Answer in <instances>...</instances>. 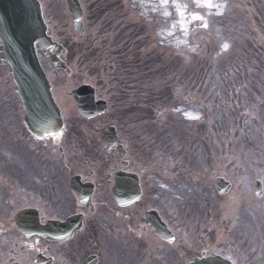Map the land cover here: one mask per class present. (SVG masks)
Instances as JSON below:
<instances>
[{
	"label": "rangeland",
	"instance_id": "1",
	"mask_svg": "<svg viewBox=\"0 0 264 264\" xmlns=\"http://www.w3.org/2000/svg\"><path fill=\"white\" fill-rule=\"evenodd\" d=\"M81 1L83 5L86 3V0ZM142 2L145 3L141 5ZM123 3H126V7L121 6ZM175 3H179L182 7L187 6L184 7V17L178 15L174 7ZM213 3L225 5L219 10V15L216 14L217 9L215 8L196 7L194 0H169L167 6H163L161 0H117L119 12L102 15L104 13L102 10L96 15L99 17H91L88 26L86 24L87 33L83 39L86 49L84 51L74 49L73 52L84 64L86 61L93 63L92 68H86L87 70L83 72L86 75L97 74V64L102 66L104 74L109 77L107 84H110V88L106 91L107 95L125 93L124 96L128 98L132 106L150 107L153 112L160 109L163 120L168 121L171 118L176 122L178 128L172 127L170 131L171 133L179 132L177 135L181 138L178 159L177 156L171 155L176 152L177 147L173 140L165 146L163 151L161 149H157L159 152L155 151L157 147L164 145L155 143L151 139L150 131L149 136L143 131L146 129V121H142L140 125V118L136 117L133 109H131L132 121L128 119L131 128L124 118H119L113 105L111 112L101 117L114 126H124L135 132L139 141L138 152H142L143 142H146L154 155L163 154L169 160L164 163L166 166L163 165L168 168L169 176L159 173L152 180L157 188L169 189L179 169L184 173L182 185H185L186 181L187 186H196V189H200L197 186L205 182L206 189H210L206 193L208 198L214 196L210 186L215 184L214 179L217 175L230 181V192L227 196L225 195L226 197L219 198L216 234L213 235L212 242H218V249L228 247L234 252L242 253L245 251L242 247L248 244V239L240 234L236 235L234 224L237 221L232 224L229 219V216H232L230 208L236 209L240 202H248L250 208L256 211L257 216L260 214L264 219V192L260 199H255L251 195L252 183L256 177L262 181L264 187V0H213ZM164 11H168L170 15L165 17ZM193 12L205 18L207 28L202 27V21L192 20ZM108 19H111L110 24H106ZM141 20L143 23L140 24ZM146 24L148 33H143L139 38V48L136 54L139 58H145L141 51L146 46V40L149 39L150 45L153 38V48L157 52L158 60L155 64L151 62L150 65L137 63L136 72L131 74L126 64L132 58L133 50L122 54L117 52L121 32L141 31V26L146 27ZM216 25L219 30L213 29ZM70 35L76 36L72 29H70ZM224 43L229 45L227 50H222L221 46ZM195 61L199 64H194ZM110 64L116 66L112 73L107 69ZM83 66L79 68L80 71ZM156 66L170 67L174 70L167 73L170 75L169 78L161 80L154 75L157 69H153ZM180 72L188 77L185 78V84L196 88L197 93L187 91L183 79L175 78L176 75H180ZM223 73L230 75V81L220 80V74ZM134 74L140 76L142 80L133 79ZM194 74H197L195 79L189 78ZM216 74L218 76H212ZM236 75L246 76L238 79ZM252 75H256L257 80L250 78ZM231 76L234 77L232 80ZM77 78L75 76L72 80L75 81ZM155 80L159 85L169 84V90L161 93V99L168 100V96H171L173 103L163 106L159 104L161 101L159 97L152 103L149 102L148 90L150 84L156 83ZM214 81L221 82L218 88L225 89L226 98H221L212 91L211 85ZM232 84L235 86L231 91ZM175 105L176 107L173 108ZM224 105L226 109L222 116L220 110ZM212 113L214 119L216 118L215 128H212L213 134L205 128L206 123L212 125ZM187 115L200 118L192 120L186 118ZM135 123L139 124L135 125L134 131ZM199 124L202 125L203 131L198 130L196 134ZM149 128H152L151 125ZM216 128L220 136L217 131L215 132ZM156 129L167 137V126L159 124ZM191 133L196 135H191ZM253 133L257 141L255 145L252 140ZM219 144V150L224 151L222 153L218 151ZM215 146L216 149L211 150ZM101 148L103 151V146ZM208 150L212 151L211 155ZM87 158L90 162L93 161L91 157ZM98 165L103 166L104 174H106L108 173L107 166L111 164L101 159ZM203 188L205 187H201ZM241 189L245 191L239 199L238 193ZM249 211L244 208L236 218L240 219V223L245 222L246 226L250 227L242 226L250 234L257 220L256 215H248ZM210 224L211 222L209 226ZM208 235L211 236L210 232ZM233 237L241 248L234 247ZM235 259L238 261L237 257Z\"/></svg>",
	"mask_w": 264,
	"mask_h": 264
},
{
	"label": "flooded vegetation",
	"instance_id": "2",
	"mask_svg": "<svg viewBox=\"0 0 264 264\" xmlns=\"http://www.w3.org/2000/svg\"><path fill=\"white\" fill-rule=\"evenodd\" d=\"M50 84L53 91L51 80ZM65 93L53 91L64 123L55 139H36L27 130L17 96L11 99L4 95L0 102V264H190L196 258L214 255L235 264H264L259 241L249 250L253 255H233L225 248L218 249V242L203 233L205 226L201 230L187 227L182 200L191 189H141L138 202L128 204L127 200L124 204L123 200L134 192L126 189L116 204L110 189L113 174L123 171L137 175L142 187L149 181L154 158L146 144L138 152L139 143L116 130L117 145L109 155L114 164L108 166L104 185L102 165L91 170L86 162H78L88 140L77 136L74 106ZM97 125L102 131L97 132L96 153L102 140H106L103 122L98 121ZM75 175L85 185V189H76L77 196L69 189V180ZM89 189V204L79 202ZM198 206L205 214L209 208V221L204 225L209 224L217 213V201ZM23 210L32 211L24 215L23 224L55 225L49 239H53L52 243L24 238L16 228V215ZM153 210L171 231L172 238L167 234L160 238L142 222L145 213ZM77 216L81 228L69 235L67 221ZM262 231L264 224L259 225V232Z\"/></svg>",
	"mask_w": 264,
	"mask_h": 264
},
{
	"label": "water",
	"instance_id": "3",
	"mask_svg": "<svg viewBox=\"0 0 264 264\" xmlns=\"http://www.w3.org/2000/svg\"><path fill=\"white\" fill-rule=\"evenodd\" d=\"M34 0H0V21L7 19L9 23L20 24L19 18H24L25 22H29L30 17L39 16V11L32 9L36 7ZM31 4L32 8L29 7ZM37 10V11H36ZM11 16V17H10ZM76 19L80 20L77 14ZM37 31L25 32L19 27H10L9 31L3 32V40L5 44V58L10 62L13 68V75L18 85V91L23 94L24 99H34L38 108V113L42 112L43 106L46 105V100L50 98L49 90L46 85L45 76L39 67L33 48L34 41H40L44 46L49 44V39L45 36V30L42 23L37 22ZM22 26V25H21ZM2 27V26H1ZM3 48L1 49L3 51ZM45 51V49H43ZM89 89L84 87L78 90V93L88 96ZM91 102L84 99L80 101L78 106L83 113L86 106ZM88 115H93L87 113ZM127 187V185H125ZM256 189H259L260 183L255 184ZM127 189V188H126Z\"/></svg>",
	"mask_w": 264,
	"mask_h": 264
},
{
	"label": "snow or ice",
	"instance_id": "4",
	"mask_svg": "<svg viewBox=\"0 0 264 264\" xmlns=\"http://www.w3.org/2000/svg\"><path fill=\"white\" fill-rule=\"evenodd\" d=\"M195 4H196V7L198 8H207V9H217V15L220 14V9H222L225 5L223 4H214L213 3V0H194ZM161 4L163 6H167L169 4V0H161ZM174 7L177 9V13L179 16L181 17H184L185 16V11H184V7H187V6H181L179 3H175L174 4ZM163 15L165 17L169 16L170 13L168 11H164L163 12ZM192 20L194 21H202V27L204 28H207L208 27V24H207V21L205 20V18L202 16V15H199L195 12H193L192 14ZM222 50H227L229 45L227 43H224L222 44ZM186 118L188 119H192V120H199V116H193V115H187Z\"/></svg>",
	"mask_w": 264,
	"mask_h": 264
},
{
	"label": "trees",
	"instance_id": "5",
	"mask_svg": "<svg viewBox=\"0 0 264 264\" xmlns=\"http://www.w3.org/2000/svg\"><path fill=\"white\" fill-rule=\"evenodd\" d=\"M131 68H132V72H134L135 73V71H133V66H130ZM174 69H171L170 67H167V71L170 73L171 71H173ZM179 72V71H178ZM178 72H174V73H178ZM158 73H160V72H158ZM181 73V72H180ZM216 75H218V74H216ZM212 76H214V75H212ZM226 76H230V75H228V74H220V80L222 81V79H221V77H226Z\"/></svg>",
	"mask_w": 264,
	"mask_h": 264
},
{
	"label": "bare ground",
	"instance_id": "6",
	"mask_svg": "<svg viewBox=\"0 0 264 264\" xmlns=\"http://www.w3.org/2000/svg\"><path fill=\"white\" fill-rule=\"evenodd\" d=\"M145 2H142V3H140L141 5H143Z\"/></svg>",
	"mask_w": 264,
	"mask_h": 264
}]
</instances>
